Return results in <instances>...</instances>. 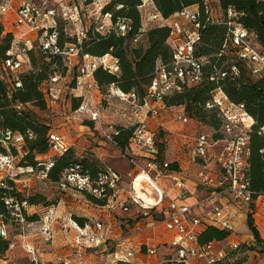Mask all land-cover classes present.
<instances>
[{
  "label": "built area",
  "instance_id": "obj_1",
  "mask_svg": "<svg viewBox=\"0 0 264 264\" xmlns=\"http://www.w3.org/2000/svg\"><path fill=\"white\" fill-rule=\"evenodd\" d=\"M10 1L0 0V18L14 11L15 19L12 25L22 31L18 35L10 32L13 41L5 57H0V79L8 82L5 97L13 111L20 113L28 106L19 101H12V97L13 91L21 88L20 76L31 69L29 51L57 56L65 68L63 73L54 72L41 84L46 105L47 102L57 100L60 95V80H65L68 73L71 75V92L82 91L81 94L73 95V98H81V102L62 118L63 124H83L88 121L98 130L103 110L95 104L97 97L108 102L119 100L130 107L131 115L128 120L132 122L127 125L134 126V129L127 148L124 151L119 150V158L127 162L128 171L122 175L105 168L91 176L83 172L80 166H72L62 173L55 184L56 187L61 191L69 190L97 200L101 202L98 204L99 208L105 213L127 216L135 222V226L139 225L141 219H149L150 222L145 228L135 227L136 232L130 233L127 238L155 231L158 227L173 233L168 242L156 244L168 246L169 258L162 260L159 259L156 246L141 244L143 249L136 250L130 244L131 239L120 237L119 233L114 234L104 220L83 227L74 223L77 236L72 255L81 257L80 249L83 247L98 251L96 264H128L132 260L137 261V264H227L230 261L229 252L238 249L239 243H227L217 248L214 241L201 243L199 235L207 226L233 233L236 228V213L233 209L236 211L237 208H245L246 213L250 205L256 202L252 198L246 177L250 156L248 131L253 119L245 111L243 104L231 102L222 88L217 87L211 91L204 109L217 114L220 119L219 129H212V134L198 133L190 137V140L186 138L182 144L190 148L191 162L200 166L196 178L199 185L206 190V195L199 200L197 206L206 207L205 218L196 214L197 206L183 203L191 195V191L184 177L178 173V166L177 170L170 168V163H177L165 160L164 151L162 159L158 155L160 145L164 146V150L169 145V133L161 126L152 129L149 125V122L159 115L160 110L172 111L175 108L182 110L174 119L179 124L185 125L188 121H195L185 115L182 107H167L165 99L180 93L184 88H195L203 80V67L207 60L194 55L199 29V15L196 10L186 8L164 18L154 9L151 0H142L141 31L155 26L168 27L167 44L171 48L172 56L167 64L157 63L146 96L140 102L134 92L124 93L113 84L102 94L95 84L93 73L101 67L111 74H116L118 62L109 55L94 58L83 54L82 42L86 39L87 29L93 25L95 32L104 34L111 26L110 14L101 13L110 0H21L15 8L11 6ZM235 16L231 9L227 10V18L230 21L227 23L228 41L235 48L236 61L245 67L252 78H259L264 72V46L257 43L253 31H248L231 21ZM116 31L124 35L127 31L126 24L117 23ZM62 40L64 42L61 43ZM139 40L140 36L134 39V43ZM226 44L225 41L223 48ZM237 74V67L231 66L230 75ZM226 75L227 72H219L218 77H211L209 80L217 82ZM83 92L87 97L83 96ZM115 126L109 124L107 130L101 132V136L117 148L112 139ZM119 126L126 127L123 124ZM258 134L264 138V126ZM215 135L218 136L217 139L214 138ZM26 136L33 138L31 133ZM24 138L17 131L0 128V143L7 150L12 146L21 152ZM47 142L49 153L57 155L76 148L75 140L60 127L50 129ZM42 159L49 160V157ZM14 160L15 156L10 153L0 154L1 187H4L3 180L16 177L13 172ZM43 165L45 170L39 173L42 179L46 178V171L51 163L49 161ZM124 179L127 180L126 185ZM27 204L24 199H4L9 216L19 223L24 221L22 215ZM41 234L49 236L50 227L44 225ZM0 239L9 241L6 225L2 221ZM12 248L13 244L9 242L8 250L0 255V264L11 263L7 252ZM24 250L28 253L30 264H46L39 260L38 252L33 246L25 245ZM58 263L75 264L68 254L63 255Z\"/></svg>",
  "mask_w": 264,
  "mask_h": 264
},
{
  "label": "trees",
  "instance_id": "obj_2",
  "mask_svg": "<svg viewBox=\"0 0 264 264\" xmlns=\"http://www.w3.org/2000/svg\"><path fill=\"white\" fill-rule=\"evenodd\" d=\"M151 2L154 9L164 18L186 8H196L199 15V29L194 55L207 60L203 67V80L195 88H184L180 93L166 98L165 104L167 107H182L189 118L214 130L219 129L220 119L215 112L204 109L212 90L220 87L231 102L244 105L245 111L253 119L248 131L250 156L246 177L255 202L258 197H264V138L258 134L264 126V72L261 77L252 78L245 67L236 61L235 48L228 41L227 23L230 21L227 18V10L231 9L236 14L231 21L248 31H253L257 43L264 46V0H151ZM141 4L142 0H110L101 12L111 16L109 29L104 34H99L91 25L86 31V39L82 42L83 54L94 58L109 55L118 62L116 74H111L101 67L94 71L95 84L102 94H105L107 88L113 84L124 93L134 92L141 102L146 96L157 63L167 64L171 60L172 52L167 44L169 28L155 26L141 31ZM119 22L126 24L127 31L124 35L116 31V24ZM2 33L3 28L0 23V40L2 41L0 57L4 58L10 49L13 36L11 33ZM60 33H62L61 29ZM138 36L146 40L145 48L138 46V42L134 43V39ZM63 40L60 42H64ZM225 41L227 44L223 48ZM28 57L31 69L20 76L21 88L13 91L12 101H19L24 105L33 103L45 108L46 102L41 84L54 72L63 73L65 68L57 56L29 51ZM233 65L238 69L237 75H230V67ZM219 72H227L228 75L225 78H219L217 82H211L209 78L218 77ZM7 85L6 80L0 79V128L17 131L25 138L21 152L12 146L7 150L0 143V154L19 155L23 164L27 165L25 167L38 171L45 170L43 165L45 163L38 161V157H49L51 165L46 171V180L54 184L58 182L62 173L72 166H80L83 172L91 176L103 171L98 160L78 159L72 149H68L61 155L49 153L47 135L52 127L34 120L26 108L20 113L13 111L5 97ZM80 102L81 98L72 97V109L77 108ZM133 129L134 126H115L112 139L120 151L127 148ZM28 133H31L33 138H27ZM217 137V135L214 136L215 139ZM163 151L164 146L160 145L158 155L161 159ZM170 168L177 170L175 163H170ZM3 184L4 187L0 186V221L3 223L9 219V213L4 205L5 198L24 199L28 205L40 204L34 198L22 197L11 180L5 179ZM92 200L101 204L97 200ZM253 208L254 204H251L246 212L247 225L255 241L260 244L262 240L254 222ZM76 220L80 226H84L83 220ZM229 235V232L225 230L207 226L201 231L199 241L201 243L222 242ZM8 245L9 241L0 239V255L8 250Z\"/></svg>",
  "mask_w": 264,
  "mask_h": 264
},
{
  "label": "rangeland",
  "instance_id": "obj_3",
  "mask_svg": "<svg viewBox=\"0 0 264 264\" xmlns=\"http://www.w3.org/2000/svg\"><path fill=\"white\" fill-rule=\"evenodd\" d=\"M15 5V2L11 3L13 7ZM70 29L73 30L71 26ZM0 44H2L1 40ZM137 44L143 48L147 45L146 40L143 38H140ZM37 67L41 68V66ZM70 76V73H68L65 80H60V95L55 102H47L45 108H41L33 103L28 104L26 109L34 120L41 124L52 126L54 120L63 118L72 110L71 98L74 94H78V92H71V85L69 83ZM83 96L87 97V94L83 92ZM95 104L103 110L101 124L99 128L96 125L98 130H93V126H87L88 129H91L93 136L90 137V140L89 138L80 140V147L83 149H79L76 146L74 149L75 156L78 159L87 158L92 160V158H95L103 169L109 168L124 175L126 171H128V164L119 158V149L102 138L101 132L107 130L109 124L116 126L123 124L128 126L127 123L132 122V120H128L131 115L130 107L125 102L119 100H111L108 102L101 100L99 97H97ZM175 110H177V108H175ZM177 115H179V111L170 112V120L172 121V116L175 119ZM155 120V124V121L149 122L152 129L160 128L159 126L157 127V125L164 122L162 118L158 116ZM84 124L87 125V123ZM189 124H193L191 132L188 133L191 135L190 137L198 133L212 134V128L207 125L198 122L195 125L188 121L185 126ZM78 134L80 133L69 130V136L75 140V142H77V140L74 138ZM94 149L96 150L95 153L91 151ZM38 161L48 164L50 160L38 157ZM14 166L13 172L16 174V177L13 176L14 173L11 172V174H13L11 181L19 194L25 198H34L40 204L26 205V209L23 211L24 215H22L24 219L23 223L15 221L11 216H9L7 221H4L6 231L9 234V242L13 244V248L7 252V257L11 262L9 264H30V260L27 256L28 253L24 250L25 245L33 246L36 252H38L39 260L42 262L58 263L63 258V255L65 256V254H68L69 259L73 260L75 264H96L98 257V251H96V249H86L82 247L80 249L82 253L81 257L76 258L74 257L75 255H72L74 241L77 236V231L73 224L76 223L79 227H83L78 224L76 219L83 220L84 226H92L94 222L104 220L106 224L110 225L114 234L118 235L119 233L120 237L123 238L127 237L132 232H136L134 230L135 227L145 228L150 222L147 218H143L139 225L135 226V222L127 216H122L120 214L108 215L88 196L69 190H59L54 183L49 182L46 178L42 179L39 175L40 171H31L29 167H25L27 165L23 164L19 155L15 156ZM18 168H20V170H18ZM126 182L127 180L124 179V184ZM253 211H258L259 213L255 216L254 222L258 227L262 241L260 244L255 241L248 229L247 218H245L244 226L239 228L238 232L234 235V238H236L239 243L238 249L231 253L229 252L230 261L227 264H264V198L259 199L256 205L254 204ZM29 225L30 227H28ZM44 225L50 227L51 234L49 236L41 234V229ZM160 228L161 227H158L157 229ZM152 238L153 234L150 231L145 232L143 235H136L133 237V241L136 240L138 245L132 246H134L133 248H136V250L137 248H141L142 250L143 246L141 243L145 244L147 240ZM148 244L158 248L159 259L167 260L169 258V250L166 244L165 247L155 245L156 243L152 241ZM128 264H137V261L132 260Z\"/></svg>",
  "mask_w": 264,
  "mask_h": 264
},
{
  "label": "crops",
  "instance_id": "obj_4",
  "mask_svg": "<svg viewBox=\"0 0 264 264\" xmlns=\"http://www.w3.org/2000/svg\"><path fill=\"white\" fill-rule=\"evenodd\" d=\"M14 2L16 3V5L14 6V8H15L20 4L21 0H11L10 1V3H14ZM189 9L195 10L196 8L190 7ZM150 10L151 11L153 10L152 6H150ZM14 19H15L14 11L10 12L5 17L1 18L0 23H1L2 28H3V34L11 32L14 35H18L19 32L22 31V30H17V28H15L12 25V22L14 21ZM77 92L79 94L82 93L81 90H78ZM172 111L173 112L179 111V113H181L182 110L177 109L175 111L174 110H172ZM172 111L160 110L159 115H158V117H161L164 122L159 123L157 125V127L161 126L165 132L169 133V136L171 138L169 145L165 147L164 159L169 161V162H176L177 163L176 167L178 166V170H179L178 173H180L184 177L186 184L191 191V195L187 199H185L183 203H185L187 205H191V206H193V205L197 206V203L199 202V200L206 195V190L202 186L199 185V182L196 178V173L199 171L200 166L198 164L196 165V164L191 162V160H190V148H187V147L182 145L185 142L186 138H187V140H190L191 135H189L188 133L191 132L193 124H191V125L189 124L187 126L179 124L178 122H176L174 120V117H173L174 114L172 116V121H171L169 118V113ZM62 120H63L62 118L59 120H54L52 126L51 125L50 126L51 127H53V126L54 127H60L66 133L68 132V134H69V130L80 133L74 139L77 140L76 146L79 149H83L80 147V140H83L84 138H89V140H90V137H92L93 135L91 133V129L90 128L88 129L87 126L90 127V126H94V125L88 121H85V123H87V125L84 123L82 125V124L73 123V122L63 124ZM154 121H155L154 122V124H155L156 120H154ZM157 121H158V119H157ZM190 122L194 123L195 125L197 124V122H195V121H190ZM93 130H95V126L93 127ZM82 144L85 145L84 143H82ZM91 151L94 153L96 152L95 149L91 150ZM124 162L127 164L126 161H124ZM261 198H264V197H259L256 200L255 205L258 203L259 199H261ZM222 202H225V200H222ZM195 210H196V214L199 217L205 218V216L207 214L206 207L199 208L197 206V208ZM233 211L236 213V219H235L236 228L233 231V233H231L226 238V240H224L222 242H216L215 246L217 248L223 247L227 243L238 242V240L236 238H234V235L238 232L239 228H242L244 226L246 213H245V208H242V209L237 208L236 211L234 209H233ZM258 214H259L258 211H254L253 218L255 219V216H257ZM263 223H264V221H263ZM261 225H263V224H261ZM152 234H153V238L150 240H147L145 242V244H148L151 241L153 243H156V244H164V243L168 242L171 239V237L173 236V233L165 231L163 228L152 231ZM133 237L132 238L125 237V238L131 239L130 244L137 246L138 242L136 240L133 241L134 240ZM46 263H49V262H46Z\"/></svg>",
  "mask_w": 264,
  "mask_h": 264
}]
</instances>
